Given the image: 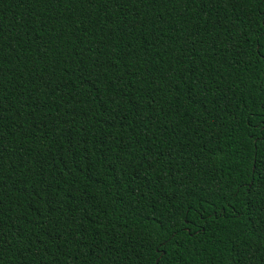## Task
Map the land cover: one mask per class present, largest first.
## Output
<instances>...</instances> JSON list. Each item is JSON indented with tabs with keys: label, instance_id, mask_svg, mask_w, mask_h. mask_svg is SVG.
<instances>
[{
	"label": "trees",
	"instance_id": "obj_1",
	"mask_svg": "<svg viewBox=\"0 0 264 264\" xmlns=\"http://www.w3.org/2000/svg\"><path fill=\"white\" fill-rule=\"evenodd\" d=\"M0 264H264V0H0Z\"/></svg>",
	"mask_w": 264,
	"mask_h": 264
}]
</instances>
